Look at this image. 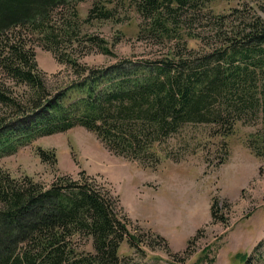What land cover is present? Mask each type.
Here are the masks:
<instances>
[{
  "label": "trees",
  "instance_id": "16d2710c",
  "mask_svg": "<svg viewBox=\"0 0 264 264\" xmlns=\"http://www.w3.org/2000/svg\"><path fill=\"white\" fill-rule=\"evenodd\" d=\"M78 1L0 0V155L80 125L116 153L156 167L161 145L183 124L214 125L222 138L237 122L260 119L264 129V0L227 13L210 10L216 0H90L81 21ZM120 4L140 17L137 39L153 40L160 54L88 64L82 56L93 48L113 51L101 37L81 34L80 23L119 21ZM204 10L214 19L209 32L187 29ZM36 44L65 65L52 81L37 65ZM256 135L248 146L263 156L264 132ZM39 157L56 161L53 150L39 148ZM217 205L215 198L211 217L223 221ZM120 209L86 177L58 175L44 185L0 167V264H130L120 246L140 240ZM255 249L235 255L257 264L264 240Z\"/></svg>",
  "mask_w": 264,
  "mask_h": 264
},
{
  "label": "rangeland",
  "instance_id": "374dc122",
  "mask_svg": "<svg viewBox=\"0 0 264 264\" xmlns=\"http://www.w3.org/2000/svg\"><path fill=\"white\" fill-rule=\"evenodd\" d=\"M242 3L252 4L216 0L209 7L227 13ZM90 4V0L77 2L80 21ZM117 12L119 21L80 23L81 34L101 37L113 51L103 54L93 48L82 60L104 65L119 58L146 60L159 55L160 45L137 39L140 17L132 7L120 4ZM196 18L185 22V27L209 32L214 20L210 12L204 10ZM34 50L39 69L52 81L50 75L65 65L38 44ZM214 130L211 124H183L161 145L160 163L148 167L109 149L95 132L76 125L0 155V167L14 177L30 175L44 185L58 175H70L86 177L108 190L118 198L119 213L126 215L131 232L140 240L136 247L126 241L120 246L122 260L130 264H242L235 254L254 256L264 240V155H256L248 146V139L264 129L258 119L237 122L226 138ZM39 148L53 150L56 161H42ZM215 198L214 210L224 216L223 221L211 217ZM262 259L257 264H264Z\"/></svg>",
  "mask_w": 264,
  "mask_h": 264
}]
</instances>
